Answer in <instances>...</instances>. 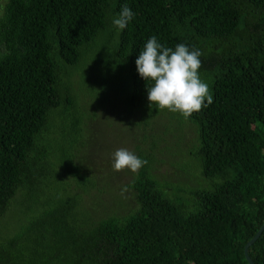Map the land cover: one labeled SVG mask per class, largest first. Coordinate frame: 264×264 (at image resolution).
<instances>
[{
  "label": "trees",
  "instance_id": "obj_1",
  "mask_svg": "<svg viewBox=\"0 0 264 264\" xmlns=\"http://www.w3.org/2000/svg\"><path fill=\"white\" fill-rule=\"evenodd\" d=\"M124 5L135 16L120 30L113 20ZM152 36L202 53L199 75L213 102L186 119L197 132L191 166L200 185L170 195L144 157L127 210L96 196L97 211L84 217L96 182L73 163L84 114L69 67L78 71L95 52L97 81L107 64L126 81L101 88L142 108L151 82L135 61ZM60 117L67 134L55 147ZM30 191L49 200L23 212L14 234L0 233V264H249L244 247L264 223V0H8L0 11V219ZM249 255L264 264V230Z\"/></svg>",
  "mask_w": 264,
  "mask_h": 264
},
{
  "label": "rangeland",
  "instance_id": "obj_2",
  "mask_svg": "<svg viewBox=\"0 0 264 264\" xmlns=\"http://www.w3.org/2000/svg\"><path fill=\"white\" fill-rule=\"evenodd\" d=\"M7 1L1 0L0 11ZM109 29L113 31L115 28L112 26ZM95 59V52H92L82 61L78 71L76 67H69L70 72L75 71L73 90L78 109L84 114L81 141L74 151L73 163L80 168L81 174L90 176L96 182V186L90 189V197L84 195L85 203L88 205L98 196L112 211L121 213L133 203L128 184L137 173L128 169L114 171L112 167L113 153L120 148L132 151L141 159L151 158L154 175L170 195L175 193L177 187H184L187 193L181 194L190 196L188 190L199 186L201 180V176L199 181L196 178L200 175L199 169L193 170L191 166L194 162L192 151L197 144L196 128L179 113L160 110L156 105L150 106L149 102L142 108L131 109L125 94L118 96L112 91L103 90L102 86H110L113 81L124 89L126 81L109 64L100 68L97 81L100 65ZM56 125L55 147H58L67 134L64 118H58ZM68 177L74 187V177ZM125 187L127 190L122 193ZM23 194H17L8 214L0 219L1 234H14L22 213L35 202L43 204L48 197L47 193L33 191ZM116 196L126 198L124 206L116 203ZM91 203L84 217L90 218L97 211L95 204Z\"/></svg>",
  "mask_w": 264,
  "mask_h": 264
},
{
  "label": "clouds",
  "instance_id": "obj_3",
  "mask_svg": "<svg viewBox=\"0 0 264 264\" xmlns=\"http://www.w3.org/2000/svg\"><path fill=\"white\" fill-rule=\"evenodd\" d=\"M134 16L131 8L124 5L113 24L123 30ZM201 55L200 50L190 49L183 43L173 49L159 43L155 36L150 37L135 61L140 77L151 82L146 83L150 106L156 105L160 110L179 113L187 119L194 112L210 105L213 97L209 85L199 75ZM145 164L146 160L126 148L113 153L114 171L128 169L138 173ZM126 190V187L122 189V193Z\"/></svg>",
  "mask_w": 264,
  "mask_h": 264
},
{
  "label": "water",
  "instance_id": "obj_4",
  "mask_svg": "<svg viewBox=\"0 0 264 264\" xmlns=\"http://www.w3.org/2000/svg\"><path fill=\"white\" fill-rule=\"evenodd\" d=\"M264 230V223L262 224L261 228L258 230V232L255 234L253 238H251L244 247V254L249 262V264H255L252 260L251 256L249 255V248L254 244V242L261 236L262 232Z\"/></svg>",
  "mask_w": 264,
  "mask_h": 264
}]
</instances>
